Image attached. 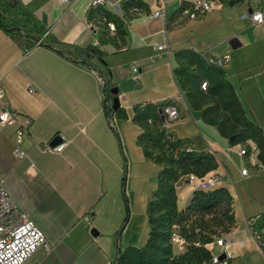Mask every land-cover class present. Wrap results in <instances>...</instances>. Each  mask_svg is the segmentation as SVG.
Wrapping results in <instances>:
<instances>
[{"label": "crops", "instance_id": "crops-1", "mask_svg": "<svg viewBox=\"0 0 264 264\" xmlns=\"http://www.w3.org/2000/svg\"><path fill=\"white\" fill-rule=\"evenodd\" d=\"M19 1L47 33L41 44L24 49L0 29V111H17L20 124L24 117L31 119L20 143L27 156L21 159L13 155L17 125L0 126V178L17 210L47 241L23 264H114L125 198L129 216L120 233L121 249L144 245L149 202L164 164L144 155L133 106L165 100L180 113L167 130L190 139L193 149L215 154V173L223 175L218 185L232 196L236 226L223 250L228 264H264V252L247 226L264 213V170L254 171L256 161L247 163L237 154L241 144L232 145L216 126L203 121L174 73L187 65L181 52L228 54L226 77L246 116L264 135V17L256 24L244 16L260 8L214 2L207 14L191 20L178 9L195 0H105L102 7L121 21L119 31L110 30L96 14L89 16L94 0ZM129 2L145 13L165 7V17L146 23L130 11ZM232 38L239 43L236 48L229 44ZM160 43L163 49H157ZM100 72L115 87L125 117H108ZM56 136L65 142L62 151L45 150ZM245 165L254 172L243 176ZM175 186L182 209L193 187L185 178ZM208 248L212 254L220 252L214 242Z\"/></svg>", "mask_w": 264, "mask_h": 264}, {"label": "trees", "instance_id": "trees-1", "mask_svg": "<svg viewBox=\"0 0 264 264\" xmlns=\"http://www.w3.org/2000/svg\"><path fill=\"white\" fill-rule=\"evenodd\" d=\"M140 6L129 2L128 7ZM113 22L120 31L121 21L102 6H93L88 12ZM0 29L24 49L35 46L42 39L46 28L41 20L28 11L19 0H0ZM42 43V42H41ZM40 43V44H41ZM180 55L187 65L174 69V73L190 106L201 110L205 123L217 127L221 136L229 138L232 145L253 142L259 153L257 159L264 166V135L262 128L245 114L243 106L226 77L223 67L206 60V53L188 50ZM102 77L104 106L109 118L112 114L125 117L119 106L112 108L108 101L116 97L110 80ZM205 82V89L201 84ZM171 104L165 100L159 104L140 103L133 106L132 120L141 128L137 136L144 155L154 162L164 164L158 175L157 187L149 202V233L142 246L121 249L120 233L129 216L127 199L124 222L116 232L117 257L114 264H213L209 244L236 226L232 196L224 186L210 189L193 188L189 200L182 209L177 205L176 182L190 174L198 178L215 173L219 163L210 151L195 150L188 138H177L164 127L159 108ZM173 104V103H172ZM112 119V118H111ZM153 150L158 153L155 154ZM255 218V217H253ZM251 218V219H253ZM249 219V220H251ZM253 228L264 226V213L257 216ZM172 233L184 239L178 249L171 242Z\"/></svg>", "mask_w": 264, "mask_h": 264}, {"label": "built area", "instance_id": "built-area-1", "mask_svg": "<svg viewBox=\"0 0 264 264\" xmlns=\"http://www.w3.org/2000/svg\"><path fill=\"white\" fill-rule=\"evenodd\" d=\"M107 4L105 0H94L92 6H104ZM111 6L116 7L113 3H109ZM214 5V0H195L193 2L182 5L178 9V14L187 19L196 20L203 17L210 10H212ZM130 11L133 13H139L142 15L144 22H148L153 18H164L166 14L165 7L159 8L157 10L151 11L149 13L144 12L142 6H132ZM244 16L249 17L254 23L260 24L263 22V11L261 9H250ZM106 21L105 18H102ZM109 29L114 30L115 25L112 22H107ZM46 32L42 39L38 40L36 45H39L46 36ZM157 49H163L164 44H157ZM206 60L209 63H213L219 67H224V65L229 60V55H223L221 57H211L206 55ZM136 70V69H135ZM206 83L201 84V88L205 89ZM31 93L35 90L29 89ZM2 96V91L0 90V97ZM112 104V101H108ZM164 114V127L168 129L170 123L179 118L180 113L176 105L167 104L161 108ZM19 113L11 108L4 107L0 111V126H5L9 124L17 125V132L15 136L16 146L13 150V155L16 159H21L27 156V152L21 148L20 143L22 135L29 130L31 119L29 117H24L22 124L18 123ZM65 142H59L53 146L47 145L44 147L45 150L51 152H61ZM259 149L257 145L253 142H246L241 144L238 149L237 154L242 157L245 161L254 159L256 169L264 170V166L258 162L257 156ZM34 168V165H31ZM248 165L241 168V174L247 176L253 173ZM222 174L213 173L206 177L198 178L193 174L187 176L188 183L192 185L193 188L210 189L217 186L222 180ZM257 217L248 221L247 226L253 236L255 237L259 247L264 252V226L253 228V223ZM229 233L222 235L216 239L217 246L220 247V252L212 255L213 264H228V257L224 253V247L229 242ZM171 242L181 249L184 246V239L180 237L177 233H172ZM47 247V241L43 231L37 227L33 222H31L26 214L19 212L16 208L15 202L5 190L3 185V179L0 178V264H23L39 247ZM224 253L225 257L220 259L219 255Z\"/></svg>", "mask_w": 264, "mask_h": 264}, {"label": "rangeland", "instance_id": "rangeland-1", "mask_svg": "<svg viewBox=\"0 0 264 264\" xmlns=\"http://www.w3.org/2000/svg\"><path fill=\"white\" fill-rule=\"evenodd\" d=\"M214 2L216 4H219V5H222V6H229V7H237V6H242V5L244 7H247V6H249V7H257V8L262 9V11L264 12V0H214ZM175 120H173V121H175ZM153 151H154L155 154L158 153L156 150H153ZM183 178H185V176H182L180 179L182 180ZM214 243L216 244V241Z\"/></svg>", "mask_w": 264, "mask_h": 264}, {"label": "water", "instance_id": "water-1", "mask_svg": "<svg viewBox=\"0 0 264 264\" xmlns=\"http://www.w3.org/2000/svg\"><path fill=\"white\" fill-rule=\"evenodd\" d=\"M229 44H230L233 48H236L237 46H239V43H238V41H237L236 38H232V39L229 41ZM113 92L116 93V89H115V87H114V89H113ZM112 103H113V104H112V108H113V109H116V108L119 106V100H118V98L115 97V98L113 99ZM159 113H160L162 119H164V114L162 113V111H161L160 108H159ZM232 138H233V135L230 136V137L228 138V140L230 141ZM60 141H61V137H60V136H56V137L53 138V140L51 141L50 145L53 146V145L59 143ZM186 182H188L187 179H186ZM92 231H93L94 234H97V230H96V229H93ZM224 257H225V254H224V253H222V254L219 255V258H220V259H222V258H224Z\"/></svg>", "mask_w": 264, "mask_h": 264}]
</instances>
